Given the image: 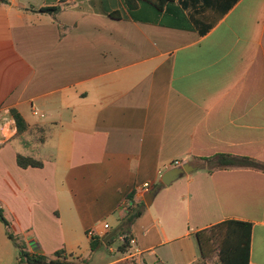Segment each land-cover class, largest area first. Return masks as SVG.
I'll return each instance as SVG.
<instances>
[{
  "label": "crops",
  "instance_id": "crops-1",
  "mask_svg": "<svg viewBox=\"0 0 264 264\" xmlns=\"http://www.w3.org/2000/svg\"><path fill=\"white\" fill-rule=\"evenodd\" d=\"M174 6L184 17L167 5L156 16L143 0H0V210L25 252L196 264V234L236 220L253 226L250 264H264V173H209L201 160L264 162V0ZM51 7L61 10L42 11ZM12 109L48 129L45 141L17 137ZM19 154L43 167L21 168ZM185 166L194 170L161 186ZM156 186L134 244L98 257L93 241L120 227L129 196L142 201Z\"/></svg>",
  "mask_w": 264,
  "mask_h": 264
},
{
  "label": "trees",
  "instance_id": "trees-1",
  "mask_svg": "<svg viewBox=\"0 0 264 264\" xmlns=\"http://www.w3.org/2000/svg\"><path fill=\"white\" fill-rule=\"evenodd\" d=\"M148 5L153 6L154 13L159 16L163 12V6L167 5L168 12L173 11L174 14L179 13L180 17H184L183 12L179 8H175L174 0H143ZM127 5L131 8L133 0H126ZM61 9L59 7H51L42 9L44 12L57 14ZM132 12V11H131ZM137 17V14L134 13ZM186 28H190L186 24ZM11 117L16 125V136L42 134L40 142H44L48 129L38 127L32 129L19 111L12 109ZM209 166V173L215 171L230 170L233 168H246L264 173V162L258 159L244 156H236L231 154H217L208 158L201 159ZM18 165L23 168H42L43 163L29 156L21 154L17 157ZM156 186L153 190H156ZM152 190V191H153ZM151 192V191H150ZM147 202L145 199L137 201L134 195L129 196L124 209L126 216L121 221V230L115 238L108 242L93 241L92 251L97 252L103 246L111 247L116 238H124L123 245L119 249L122 253H126L130 248V242L133 239L131 235L132 226L144 213ZM0 220L5 223L9 231V222L4 217L0 210ZM252 224L244 221L228 220L212 226L208 229L199 231L196 234V240L199 246L201 257L196 264H208L216 259L219 264H250L251 243H252ZM9 237L15 242L19 248V256L16 264H86V261L81 259H72L67 255L65 250L57 252L52 257L43 255H34L24 251L23 247L16 242L15 237L9 232ZM106 239V238H105Z\"/></svg>",
  "mask_w": 264,
  "mask_h": 264
},
{
  "label": "rangeland",
  "instance_id": "rangeland-1",
  "mask_svg": "<svg viewBox=\"0 0 264 264\" xmlns=\"http://www.w3.org/2000/svg\"><path fill=\"white\" fill-rule=\"evenodd\" d=\"M34 136H35L34 139L36 141L40 142V138H42V134L37 133ZM202 165L203 164H200V166H202ZM182 177H185V176H182ZM6 228L7 227L5 226V223H3V221L0 220V264H15V261L13 260V255H12L11 259H9V260L6 258L7 255H6V250L4 248H5V243L9 242L8 237H7V236H9L8 235L9 231L7 233ZM123 243L124 242H120V240L118 238H116V240L112 246L117 250V249L121 248ZM119 245H121V246H119ZM104 247L108 248L107 246H104ZM99 252H100V250H99ZM101 256L104 257L105 261H111V260H114L116 258H122L123 257V255H120L117 251L111 253V252L107 251V249H104L103 251H101L99 253L98 257H101ZM94 264H95V262H94ZM208 264H219V263L217 262L216 259H214V260L210 261Z\"/></svg>",
  "mask_w": 264,
  "mask_h": 264
},
{
  "label": "water",
  "instance_id": "water-1",
  "mask_svg": "<svg viewBox=\"0 0 264 264\" xmlns=\"http://www.w3.org/2000/svg\"><path fill=\"white\" fill-rule=\"evenodd\" d=\"M192 170H194V168H192L191 166H185L183 169H175L172 171H169L168 173H166L163 177H162V183L161 186H170L174 181H176L181 175H183L184 173H190ZM159 187H157L156 190L151 191L147 197H145L144 199L147 202V205L149 204L150 200L156 195V193L158 192ZM122 226L118 227L115 231H113L112 233H110L106 239H105V243L108 242L109 240H111L112 238H115L116 235L118 234V232L121 230Z\"/></svg>",
  "mask_w": 264,
  "mask_h": 264
},
{
  "label": "built area",
  "instance_id": "built-area-1",
  "mask_svg": "<svg viewBox=\"0 0 264 264\" xmlns=\"http://www.w3.org/2000/svg\"><path fill=\"white\" fill-rule=\"evenodd\" d=\"M176 164H179V163H176ZM143 190H144L145 192H149V190H150V185H149V184H146V185L144 186ZM105 229H109V225H105ZM95 235H96V231H91V232L89 233V236H90V237H94ZM123 240H124V238H123ZM130 244L133 245V244H134V240H131Z\"/></svg>",
  "mask_w": 264,
  "mask_h": 264
}]
</instances>
